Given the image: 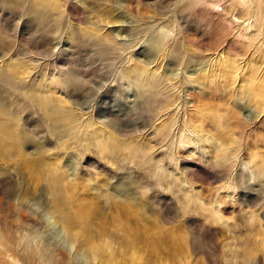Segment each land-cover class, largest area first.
<instances>
[{
    "label": "rangeland",
    "instance_id": "374dc122",
    "mask_svg": "<svg viewBox=\"0 0 264 264\" xmlns=\"http://www.w3.org/2000/svg\"><path fill=\"white\" fill-rule=\"evenodd\" d=\"M56 1L60 3H58L60 10H64L59 11L64 14L61 20L63 24L57 30L48 27L53 30L49 35L46 28L37 27L32 17L6 10L0 2V47L22 56L20 59L25 61L23 63L30 60L32 52L38 55L50 51L52 60L50 57L47 60L51 62L52 71L53 66L54 68L58 66L59 70L66 73L63 78L72 76L73 73V76H76L74 78L80 77L77 78V83L82 85L78 90L80 93L77 90L70 92L72 99L68 95L70 101L68 99L67 101L70 104L71 100L76 101L82 112H92L97 119L101 118L106 129L114 135L117 133L119 139L134 138L136 127L141 129L143 122L148 123L155 118L156 106L151 109L145 107L144 103L142 104L143 98L137 97V87L123 73L128 64L130 45H133L135 40L132 26L138 16L134 13L133 0H120L125 7L109 0H84L86 1L84 4H81L80 0ZM141 1L143 4L141 17H144L141 21H144L153 10L146 4L154 0ZM46 9L43 7V13ZM45 12L55 13L57 16V11ZM189 14L186 18V29L196 48L210 49L217 46L219 40L226 39L224 37L227 35L226 29L218 23V16H212L207 11L197 8L191 9ZM67 24H71L69 28L66 27ZM96 24L102 32L112 37L114 43L116 41L117 47H124L125 51L99 49L94 39L82 31L94 30ZM73 35L75 39L72 38ZM140 35H142L138 40L140 42L133 47L132 53L130 51L133 59L137 60L147 55L148 50V39L143 34ZM49 39L52 41L47 43ZM37 55L35 59L38 58ZM40 57L41 60L37 59L38 62H42L44 58L41 63L44 64L46 58ZM258 62L262 63V60L258 58ZM7 65V62L3 64L0 60V69H5ZM200 66V63L188 65L185 74L191 75L198 71ZM34 68L31 62L29 66H21L20 71L29 70L31 74L28 77L18 75L16 82L28 81L31 75L35 74ZM163 70L167 76L174 71L180 72L177 66L168 63L163 64ZM68 73L70 74L67 75ZM185 74L179 73L183 76L181 97L187 102L189 110L195 109L194 112L187 111L190 120L196 126L201 125L202 129L208 130V137L210 135L218 137L216 143L226 142L230 146L234 144L232 142L234 139L241 142V147H244L240 158L225 162H216L214 158H208L207 161L186 158L179 150V158L175 162L183 172L188 187L199 197V200L190 203H187L185 197L176 194L177 188L174 187L171 176L163 179L162 170L156 171L155 166L159 164L156 161H148L149 165L145 162V165L138 166L135 159H139L132 151L129 153L128 149H118L119 147L117 149L115 147L118 153L115 158H106L109 156L99 154L94 139H91L89 135L91 129L87 131L89 134L85 135L83 131L50 128L48 126L50 123L33 107L28 106L22 91L0 83V121L10 117L15 121L17 131L22 130L29 138L23 147L25 150L21 148L20 154L15 155L13 161L5 162L0 158V264L8 263L9 257L5 250L9 246V241L14 242V245L18 240L21 244L33 242L39 246L51 243L65 251L70 248L63 237L61 227L58 224L50 225L51 218L48 213L50 195L47 181L44 169L36 163L38 160L41 163L42 158L48 156L47 159L56 162V169L60 168L59 174L63 176V180L60 179L61 196L64 198V205L74 215L77 216L78 208L82 205L88 208L95 207L101 217L107 219L104 225L121 233L120 223H116L118 220L113 218L118 217L124 221L125 218L121 215L125 213L123 210L132 206L134 214L132 212L133 215L130 214L132 219L130 227L134 230V223L137 221L141 226H145L150 240L158 244L160 248L158 251L163 252L161 257L169 255L168 264H177L182 255L187 256L183 264H220L219 261L215 262L213 254L219 252V242L232 236L242 239L263 236L261 234H264V190H260L259 185H254L249 179L247 167L242 160L248 161V150L251 154L264 158V122L261 120L259 123L257 121L255 124H248L254 108L249 106L246 95H234L226 89L221 90L228 87L220 86L223 81L216 82L217 86H214L213 82L207 80L198 82L187 78ZM240 84L241 79L238 80V85ZM244 84L248 85L247 82ZM205 91V95H202ZM252 95H255V92ZM174 111L169 107L170 115ZM164 117L167 115L164 114L162 118ZM237 118L248 124V127L239 128ZM241 132H244L243 137L238 136ZM142 134L148 144L159 146L158 143L154 144L160 137L153 128ZM215 146L213 143L210 148L213 149ZM162 151H166V146L162 147ZM107 153L109 155V151ZM26 159L30 161L33 170H27L24 165ZM167 162L172 166L175 163L169 160ZM146 165L150 166L149 170ZM140 178L147 183V190L143 181L142 184L139 183ZM120 189L122 193L126 189L132 192V195L129 193L132 205L125 202V193L119 192ZM217 198L220 200L218 204L215 203ZM216 205L220 206L221 219L212 211ZM251 215L255 218L251 219ZM142 217H146L147 221H143ZM83 262V257L77 254L74 264Z\"/></svg>",
    "mask_w": 264,
    "mask_h": 264
},
{
    "label": "bare ground",
    "instance_id": "6f19581e",
    "mask_svg": "<svg viewBox=\"0 0 264 264\" xmlns=\"http://www.w3.org/2000/svg\"><path fill=\"white\" fill-rule=\"evenodd\" d=\"M109 1L121 7L124 6L120 3V0ZM0 2L3 3L6 10L20 12L32 17L36 21L37 27L41 28L42 26V29H47L48 35L49 32L50 34L53 33V30H57L63 24L61 20L64 14L61 12L64 10H60L59 2L56 0H0ZM80 2L84 4L86 1L80 0ZM132 2L134 13L138 18L134 20L132 26L135 40L133 45H130V51L132 53L133 47L140 42L138 41L142 36L140 34L148 39V50L147 55L143 56L141 60L133 59L129 51L128 64L123 69V73L137 87V97L141 96L143 98L142 104L144 103L145 107L148 106V109L156 106L155 118L148 123L143 122L141 129L136 127L134 130L136 137L119 139L116 136L117 133L114 135L106 129L101 118L97 119L92 112H82L77 107L79 103L76 101L71 100L72 104H70L69 101L72 97L69 93H73L75 90L78 91L82 86L77 83L80 77H77V79L74 78L76 77L73 76L74 73L72 76L68 73L69 76L63 78L66 73L59 70L58 66H55V68L53 66L54 70L52 71L50 69L51 62L47 60L50 57V51L38 55L32 52L30 60L23 63L25 61L20 59L22 56L10 53L0 47V60L3 64L4 62L8 63L5 69H0V83L22 91L28 106L33 107L38 114H41L45 121L47 120L50 123L48 125L50 128L58 129L61 127L71 131H83L85 135L91 129L90 134H88L91 139H94L99 154L104 153L109 156L106 158H115L118 154L116 149L119 147L118 149H128L129 153L132 151L133 155L139 159H135L138 166L140 164L145 165V162L148 161H156L159 163L158 166H155V169L157 167L156 171L162 170L163 175L161 174V176L163 179L171 176L174 180L173 185L177 188L176 194L185 197L187 203H190L193 200H199V197L188 187L183 172L175 162L179 158L180 151L186 158H199L205 161L208 158H214L216 162H225L226 160L233 161V159L240 158V153L244 147L242 148L241 142L234 139H232L234 144L232 143L233 145L230 144V146L226 142L216 143L218 137L212 135L208 137V130L202 129L201 125L196 126L190 120L188 112H194L195 109L190 108L189 110L187 102L181 97L183 76H180L179 73L185 74V68L188 65L200 63L201 66L198 71H194L191 75L185 74L187 78L198 82L207 80L210 83L213 82L214 86H217L216 82L223 81L220 86L227 85L228 87L221 88V90L226 89L234 95H246L249 106L254 108L252 118L248 119V124L252 125L257 121L259 123L261 120L264 122V0H154L146 4L153 10L147 18L145 17L144 21H141L142 18L144 19V17H141L142 1L133 0ZM43 7L45 9L49 8L45 11H57V16H55V13L48 14L45 11L43 13ZM194 8L207 11L212 16H218V23L226 29L227 35L224 36L226 39L219 40L217 46L210 49L196 48L195 42L186 29V18L193 14H189V11L194 10ZM69 25L71 24H67L66 27L69 28ZM48 27L53 30L48 29ZM82 31L91 36L101 50L116 49L125 51L124 47H117L116 41L114 43L112 37L110 38V35L102 32L97 24L94 26V30L82 29ZM72 38L75 39V35ZM50 40L47 43L52 41ZM51 47H53L52 44ZM11 52L13 51L11 50ZM35 55L38 58L35 59ZM125 55L127 56V54ZM40 56L46 58L47 61L44 64H41L45 60L44 58L42 62H38L37 59L41 60ZM258 58L262 60V63L258 62ZM30 62L35 66V74L31 75L28 81L24 80L17 83L16 77L19 78L18 75L23 74L28 77L31 74L29 70L20 71L21 66H29ZM164 63L177 66L180 72L174 71L173 74L170 73L167 76L163 70ZM187 78L185 79L187 80ZM239 79H241L240 85H238ZM246 82L248 85L244 84ZM254 92L255 95H252ZM78 93L80 92L78 91ZM205 93L206 91L202 95H205ZM257 96L259 98H256ZM169 107L175 110L172 115L168 113ZM156 108L159 112L156 111ZM160 111L164 113H160ZM164 114L167 117L162 118ZM256 118L259 120H254ZM5 119V121H0V158L8 162L14 159L15 155L20 154L21 148L24 149L23 147L27 144L29 138L27 133L22 130L17 131V125L10 117ZM237 119L239 128L248 127V124L246 125L243 120ZM150 128H153L154 132L159 134L160 138L154 141V144L158 143L159 146L148 144L145 136L141 135V133L145 134ZM238 136L243 137L244 132L238 133ZM213 143L216 146L212 149L210 147ZM163 146H166V151H162ZM247 152L249 155L248 161L241 160L247 167L248 177L254 185H259L260 190H264V158L257 154H251L250 150ZM47 158H42L41 163L39 160L36 163L37 166L39 164L44 169L43 173L47 181V189L50 195V208L48 209L51 218L50 225L58 224L61 227L63 237L69 243L70 248L65 251L51 243H44L39 246L33 242L21 244L18 240L17 244L14 245V242L9 241V246L5 250L9 257L7 264H74L77 254L83 257V264H168L167 257L169 255L164 252L166 258L161 257L163 252L158 251L160 249L157 246L158 244H154L155 242L150 240L145 226H141L137 221L134 223V230L130 227L129 223L132 220L130 214L131 212L134 214V210H131L132 206H128L123 210L127 214L126 216L125 213L121 214L125 218L124 221L119 220L118 217L113 218V220H118L116 223H120L121 233L119 230H111L104 225V223H107V219L101 217L95 207H92V209L82 205L78 208L79 213L77 216L74 215L64 205V198L61 196L60 179L63 180V176L59 174L60 168L58 167L59 170H57L56 162ZM27 159L23 161L27 170L30 171L32 165ZM167 160L175 163L173 166L169 165L170 163L168 164ZM94 166L96 167L97 164H94ZM146 168L149 170L150 166L146 165ZM138 181L141 184L143 181L144 188L148 189L143 178ZM118 191L122 193L121 189ZM124 193L122 194L126 196L125 202L132 205L129 196V193L132 192L126 189ZM217 199L215 200L216 204L220 203V200ZM212 211L217 218L221 219L220 206L216 205L212 208ZM250 218L254 219L255 216L251 215ZM142 219L145 222L147 221L146 217H142ZM10 231L9 227L8 232ZM261 235H263L261 238L253 237L252 239L232 236L221 241V243L219 242V252L213 253L216 258L215 262L219 261L220 264H264V234ZM186 257L182 255L177 260V264H183L182 262L186 260Z\"/></svg>",
    "mask_w": 264,
    "mask_h": 264
}]
</instances>
